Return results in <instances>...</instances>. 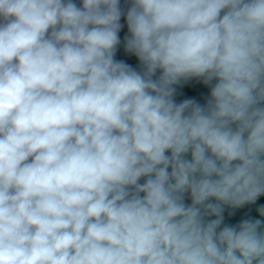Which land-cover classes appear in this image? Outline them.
<instances>
[{"label": "clouds", "instance_id": "1", "mask_svg": "<svg viewBox=\"0 0 264 264\" xmlns=\"http://www.w3.org/2000/svg\"><path fill=\"white\" fill-rule=\"evenodd\" d=\"M261 196L264 0H0V264H264Z\"/></svg>", "mask_w": 264, "mask_h": 264}, {"label": "water", "instance_id": "2", "mask_svg": "<svg viewBox=\"0 0 264 264\" xmlns=\"http://www.w3.org/2000/svg\"><path fill=\"white\" fill-rule=\"evenodd\" d=\"M137 71H143L140 63L132 65ZM160 75L159 71L156 74L157 78ZM215 83V81H213ZM176 88V93L174 95V100L179 103L182 102L186 98H194L201 105L206 104L207 100L210 98V89L211 85H203L202 81H188L181 82L180 84L174 86ZM186 158L190 159V154L186 156ZM143 183V178L140 181ZM185 203L190 204L191 199L189 194H185ZM264 204V196L258 198L255 204L245 205L239 209H232L230 207H226L224 211V223L221 225L223 227L225 224L227 225H236L243 219H261L264 221V217H261L258 212V207ZM206 219L211 220L215 219V217H207ZM264 230V226L262 229Z\"/></svg>", "mask_w": 264, "mask_h": 264}]
</instances>
